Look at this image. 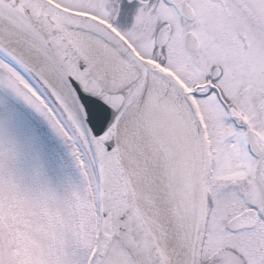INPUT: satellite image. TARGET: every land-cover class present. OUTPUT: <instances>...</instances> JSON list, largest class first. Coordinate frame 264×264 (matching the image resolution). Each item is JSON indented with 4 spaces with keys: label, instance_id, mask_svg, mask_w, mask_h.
I'll list each match as a JSON object with an SVG mask.
<instances>
[{
    "label": "snow or ice",
    "instance_id": "snow-or-ice-1",
    "mask_svg": "<svg viewBox=\"0 0 264 264\" xmlns=\"http://www.w3.org/2000/svg\"><path fill=\"white\" fill-rule=\"evenodd\" d=\"M0 264H264V0H0Z\"/></svg>",
    "mask_w": 264,
    "mask_h": 264
},
{
    "label": "flooded vegetation",
    "instance_id": "flooded-vegetation-1",
    "mask_svg": "<svg viewBox=\"0 0 264 264\" xmlns=\"http://www.w3.org/2000/svg\"><path fill=\"white\" fill-rule=\"evenodd\" d=\"M13 135L20 150L18 167L27 182L31 183L40 173L43 180L44 176L52 175L53 180L60 181L65 190L70 188L76 175L74 162L46 124L37 120L27 127L15 130ZM45 155H52L49 158L53 161L52 164L44 161Z\"/></svg>",
    "mask_w": 264,
    "mask_h": 264
},
{
    "label": "rangeland",
    "instance_id": "rangeland-1",
    "mask_svg": "<svg viewBox=\"0 0 264 264\" xmlns=\"http://www.w3.org/2000/svg\"><path fill=\"white\" fill-rule=\"evenodd\" d=\"M57 138V137H56ZM58 140H59V138H57ZM59 142H60V144L61 145H63V143L59 140ZM64 147H65V150L68 152V154L70 155V157H71V159L73 160V162H74V168H78L77 166H76V164H75V161H74V159H73V157L71 156V153H70V150L65 146V145H63ZM81 175H80V172H78L76 175H75V179H74V181L72 182V185L71 186H73V185H76V184H80L81 183ZM44 181L46 182V183H48V184H50L54 189H56L58 192H61V193H63L64 191H65V187L60 183V181H55V180H53V177H52V175H47V176H44ZM70 186V187H71Z\"/></svg>",
    "mask_w": 264,
    "mask_h": 264
},
{
    "label": "trees",
    "instance_id": "trees-1",
    "mask_svg": "<svg viewBox=\"0 0 264 264\" xmlns=\"http://www.w3.org/2000/svg\"><path fill=\"white\" fill-rule=\"evenodd\" d=\"M50 157H52V155H50V156L49 155L48 156L45 155V160L44 161H48L49 164H52L53 161L51 159H49ZM78 172H79V169L75 168V173L77 174Z\"/></svg>",
    "mask_w": 264,
    "mask_h": 264
}]
</instances>
